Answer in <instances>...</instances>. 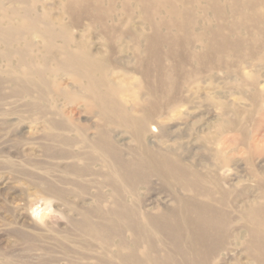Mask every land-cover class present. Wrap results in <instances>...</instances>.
Segmentation results:
<instances>
[{
	"label": "bare ground",
	"instance_id": "1",
	"mask_svg": "<svg viewBox=\"0 0 264 264\" xmlns=\"http://www.w3.org/2000/svg\"><path fill=\"white\" fill-rule=\"evenodd\" d=\"M48 1L0 0V59L16 63L0 73L6 76L0 90L11 85L9 95L30 100L27 109L38 110L37 118L46 124L52 145L47 143V152L59 164L48 167L51 181L36 182L45 185L44 196L63 207L66 229L57 231L60 239H50L53 248H38L35 242L44 237L19 231L12 233L15 241L29 242L33 251L48 256L58 252L49 264H230L237 249L244 262L234 264H264V165L255 163L264 160V77L226 63L228 57L250 60L252 68L264 70V0H55L51 7L59 16H49ZM85 25L101 35L103 51L73 39L72 32ZM35 39L43 52L40 67L26 60L38 49ZM124 40L135 64L115 81L120 67L112 57ZM20 42L24 47L13 49ZM49 60L54 72L47 68ZM189 63L194 64L190 73ZM210 71L233 72L239 92L251 90L246 103L252 111L246 116L255 124L248 140L240 130L241 113L228 115L229 105L214 100L221 112L212 135L201 126L193 131L199 149L214 157L215 168L207 169L178 148L180 136L170 130H192L201 122L202 112L188 116L203 102L189 105L183 86ZM57 77L76 91L62 89ZM51 94L81 105L88 118H48L37 104ZM122 95L129 100L125 105L115 98ZM232 143L234 155L246 154L245 177L252 188L237 191L234 182L219 177L230 162L225 150ZM37 220L42 223V216Z\"/></svg>",
	"mask_w": 264,
	"mask_h": 264
},
{
	"label": "rangeland",
	"instance_id": "2",
	"mask_svg": "<svg viewBox=\"0 0 264 264\" xmlns=\"http://www.w3.org/2000/svg\"><path fill=\"white\" fill-rule=\"evenodd\" d=\"M49 1L47 2L49 4L45 5L47 11H49L47 13H49V16H59V11L56 8L51 7V4L55 0ZM116 6L117 7H115V9H118L119 5L116 4ZM104 8H106V4H104ZM36 9L40 12L38 7H36ZM163 17L164 16L161 15V18ZM123 18L124 17H122V19ZM208 18L210 19V15H208ZM64 21L66 22L67 20ZM211 22L212 23L210 25V28L213 29L215 28V22L214 20H211ZM225 24L228 27L229 23ZM86 26L87 25L83 26V30H74L72 32L73 39H75L76 41L84 39L88 41L92 47L99 48L103 51L104 48L102 46L103 41L101 39V35H99L93 28ZM145 28V26L142 27L143 31L147 32ZM237 37L243 38L242 35H237ZM237 37L232 36L231 40L235 41ZM125 43L126 41L124 40L121 44L116 45L117 53L112 57L113 63L117 64L120 67V69L118 70V77L115 79V81L122 80L121 75H123L124 68H131L135 64L134 59H132L130 50L125 48L126 45L130 47V44ZM35 45L38 49L33 50L32 55L26 60L28 63H31L36 67H40L39 65L41 64L39 58L41 54H43V52H38L39 48L41 47L40 41H38V39H35ZM60 45V41L55 42L56 47H59ZM12 47L13 49H22L24 47V43L20 42L19 44H14ZM1 49L2 46H0V50ZM68 49L71 50L73 49V47L69 46ZM59 58L60 57H58V59ZM241 62L242 61L236 62L232 59V57L226 58V63L228 65H236L239 66L238 69H240L244 73H253L255 75L264 77V70L260 69L259 71H257L258 67L256 69L252 68V62L250 60H243V62ZM15 66L16 63L13 60L8 63L0 59V73H4L8 68H15ZM186 67L185 71L189 72L190 70L194 69V64L189 63L190 69L188 68V65ZM191 67L193 69H191ZM47 68L54 72V62L49 60L47 63ZM45 75L48 78H51L53 76L51 71L46 72ZM0 81H6V76L0 75ZM237 81H239V79L233 72L210 71L209 73H204L202 75L197 74L193 80L191 79L183 86L186 101L190 100L191 102L189 105H192V102H203V106L201 107L200 111L196 110L194 113H191L188 118H192V116L198 115L199 112H202L203 115H201V122L194 124L192 126V130L190 128H187V130L185 131L183 127H176L170 130V135L175 136L179 134L180 139L177 140L178 148L181 150L184 147L186 153L192 155V161L199 162L204 168H215V160L211 152L205 153L199 149L198 139L194 135V133L195 130L198 129L199 126H201L203 128V133L212 135L213 126L217 119V115L221 112V110L215 108L216 106L213 103L214 100H219L226 105H229L228 110H225V113H228V115L233 116L232 112H239V115L241 113V115L239 116V122L241 121L240 123L242 128L240 130L243 132L246 138L248 137V140L253 134L252 126L255 123L253 125L248 123V116H246L248 112L252 111L251 106H249L250 104L246 103V98H248L251 94V90H249L248 88H244L242 93H240L236 86ZM56 82L57 85H60L64 90L72 89L73 91H76V87L68 84L66 78L59 79L57 77ZM8 87L10 88L6 87L4 88L5 90H0V98L3 97L0 99V264H13L12 261L16 260L18 262L20 260L23 261V259H26L30 263L34 262L33 264L39 262L48 263L53 259H55L56 261V259L60 257L58 252H50L48 256V254H44L43 251H33L29 242H21L19 240L15 241V237L12 234L13 232L19 231L22 233H28L30 236L34 237L42 236L44 237L42 238V240L41 238H38L39 240L35 242L38 248H53V241H50L56 240L57 237L58 239H60V235H58L57 231H60V229L62 231H65L66 223L63 220L64 211L63 207H60L61 204L53 198L44 196L42 194V191H44L45 185H43L42 182H40V184L36 182L38 178H41V181L43 182H46V180L51 181V178L47 175L48 169L59 164V160H52L51 158H49V154L47 152L48 148L52 145L46 139V136L48 134L46 124L41 119L37 118L39 117L38 110L29 111V109H27V106H29V104L31 103L30 100L24 97L16 98L12 95L10 96L9 94L12 86L8 85ZM101 91L106 92L104 89H101ZM115 98L119 103L123 105H125L126 102L129 101L128 97L124 95L120 97L115 96ZM37 108L46 110V112L49 113L47 117L54 118L57 121H59L61 118L67 117L77 118L79 120H85L86 118H88V116L84 114L81 105H69L64 99L58 98L54 94H51L45 101H39V103L37 104ZM207 111L209 113L208 115L205 114V112L207 113ZM242 115L245 116L244 119H241L243 118ZM243 120L245 121L243 122ZM119 137L129 142V138L127 135L121 134ZM225 137H227L228 139L231 138L230 135H225ZM47 143L48 148L46 147ZM232 144H230L231 147L225 150V156L229 158L230 162L221 170H219V177L222 179V181L234 182L237 187V191L242 190V188L245 187L252 188L254 183L250 179H248V177H245L247 171L250 170L243 163V161H245L246 159V154L244 153V150H240L238 154L234 155L232 150L235 143ZM212 147L213 146L210 145L209 149H212ZM235 160H237V163H234ZM255 163H261L262 165H264V160L259 159ZM53 174L56 176V178L58 177V175H60L58 171L53 172ZM243 175L245 178L243 177ZM36 184L37 186L39 185L41 190H39V187H37ZM53 184L58 185L56 182ZM242 199L243 198H241V200ZM242 201L240 206H242ZM40 215L42 216V223H39V221L37 220V217H40ZM41 229H47V233L46 231H40ZM242 236H244L243 233ZM46 238H48V241L46 240ZM42 244L45 246H43ZM114 244H116V241L114 242ZM29 249H32V251H29ZM239 252L241 251L237 249L234 252L233 257L236 258L237 261L244 262L243 254ZM36 257L37 259L39 258L40 261H38L39 259L37 260ZM236 260H234L230 264L236 263ZM60 264L64 263L62 262Z\"/></svg>",
	"mask_w": 264,
	"mask_h": 264
}]
</instances>
